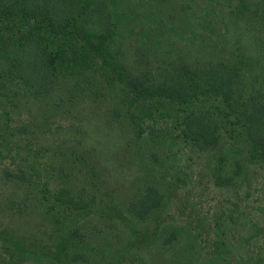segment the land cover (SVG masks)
<instances>
[{"label":"rangeland","instance_id":"rangeland-1","mask_svg":"<svg viewBox=\"0 0 264 264\" xmlns=\"http://www.w3.org/2000/svg\"><path fill=\"white\" fill-rule=\"evenodd\" d=\"M107 1L130 63L242 59L264 83V0ZM119 97L59 90L0 111V264H263L264 167L219 187L213 152L184 144L172 117L139 120ZM153 185L163 207L138 222L130 208ZM62 188L87 209H54Z\"/></svg>","mask_w":264,"mask_h":264},{"label":"trees","instance_id":"trees-1","mask_svg":"<svg viewBox=\"0 0 264 264\" xmlns=\"http://www.w3.org/2000/svg\"><path fill=\"white\" fill-rule=\"evenodd\" d=\"M249 66L220 59L154 68L143 55L130 63L107 0H0V111L59 90L70 100L115 91L122 106L137 105L139 120L172 117L184 144L213 152L219 187L239 186L251 168L264 167V83L252 80ZM114 113L121 117L122 108ZM41 192L50 195L49 184ZM163 204L153 185L130 211L141 222ZM53 208L82 211L87 203L62 188ZM179 236L173 231L165 245Z\"/></svg>","mask_w":264,"mask_h":264}]
</instances>
